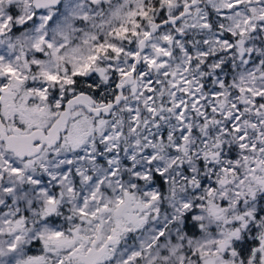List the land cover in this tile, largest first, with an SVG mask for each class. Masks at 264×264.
Here are the masks:
<instances>
[{
	"label": "snow or ice",
	"instance_id": "snow-or-ice-1",
	"mask_svg": "<svg viewBox=\"0 0 264 264\" xmlns=\"http://www.w3.org/2000/svg\"><path fill=\"white\" fill-rule=\"evenodd\" d=\"M0 264H264V0H0Z\"/></svg>",
	"mask_w": 264,
	"mask_h": 264
}]
</instances>
